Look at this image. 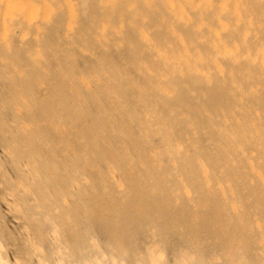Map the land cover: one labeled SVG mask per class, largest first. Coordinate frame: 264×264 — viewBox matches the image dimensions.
Returning <instances> with one entry per match:
<instances>
[{"label":"bare ground","instance_id":"obj_1","mask_svg":"<svg viewBox=\"0 0 264 264\" xmlns=\"http://www.w3.org/2000/svg\"><path fill=\"white\" fill-rule=\"evenodd\" d=\"M0 264H264V0H0Z\"/></svg>","mask_w":264,"mask_h":264}]
</instances>
